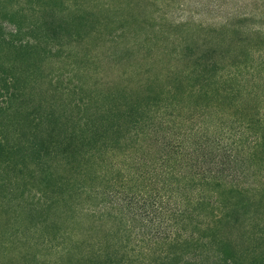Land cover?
<instances>
[{
  "label": "rangeland",
  "instance_id": "374dc122",
  "mask_svg": "<svg viewBox=\"0 0 264 264\" xmlns=\"http://www.w3.org/2000/svg\"><path fill=\"white\" fill-rule=\"evenodd\" d=\"M0 264H264V0H0Z\"/></svg>",
  "mask_w": 264,
  "mask_h": 264
},
{
  "label": "trees",
  "instance_id": "16d2710c",
  "mask_svg": "<svg viewBox=\"0 0 264 264\" xmlns=\"http://www.w3.org/2000/svg\"><path fill=\"white\" fill-rule=\"evenodd\" d=\"M181 142H177L176 144H180ZM167 176H170L168 174V172L166 173ZM135 191H138L137 193H140L141 196L145 195V193H143L141 190H138V189H134ZM179 194V191H177V195ZM138 195V194H137ZM197 205H201L199 203H197ZM179 208V206L177 207V209Z\"/></svg>",
  "mask_w": 264,
  "mask_h": 264
}]
</instances>
